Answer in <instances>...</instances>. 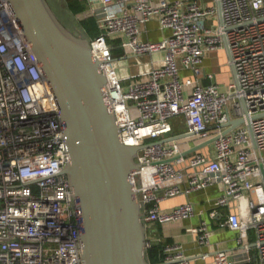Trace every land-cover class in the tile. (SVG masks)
<instances>
[{
    "label": "built area",
    "instance_id": "obj_1",
    "mask_svg": "<svg viewBox=\"0 0 264 264\" xmlns=\"http://www.w3.org/2000/svg\"><path fill=\"white\" fill-rule=\"evenodd\" d=\"M207 1L86 0L80 14L95 17L101 30L89 43L121 141L148 144L136 153L140 167L131 175L146 226L201 216L191 201L160 204L217 185L209 215L237 234L236 248L201 257L264 264V0ZM151 21L168 32L157 41L142 38ZM115 39L118 57L109 42ZM226 45L235 79L221 88L203 63ZM143 55L159 58L147 66ZM129 60L136 72L119 74ZM175 119L182 132H175ZM237 119L243 123L231 128ZM177 134L183 136L167 140ZM68 161L52 88L7 0H0V264H84L79 201L61 173ZM188 230L199 246L211 244L206 220ZM154 243H163V262L191 264L182 243L158 237L146 241V250Z\"/></svg>",
    "mask_w": 264,
    "mask_h": 264
},
{
    "label": "water",
    "instance_id": "obj_2",
    "mask_svg": "<svg viewBox=\"0 0 264 264\" xmlns=\"http://www.w3.org/2000/svg\"><path fill=\"white\" fill-rule=\"evenodd\" d=\"M7 2L52 88L65 125L69 161L61 173L79 201L84 264H176L151 263L146 257L147 226L131 175L140 167L136 153L148 144L121 141L104 91L107 79L89 38L66 26L48 0ZM216 4L222 22L220 2ZM225 51L230 60L227 45ZM230 69L235 79L233 65ZM241 123L242 119L232 120L230 127Z\"/></svg>",
    "mask_w": 264,
    "mask_h": 264
},
{
    "label": "crops",
    "instance_id": "obj_3",
    "mask_svg": "<svg viewBox=\"0 0 264 264\" xmlns=\"http://www.w3.org/2000/svg\"><path fill=\"white\" fill-rule=\"evenodd\" d=\"M207 2L211 3V0H208ZM167 33V31L161 32L158 29L156 22L151 21L147 24L146 32L143 33L142 38L157 41L161 39L164 34ZM215 55L218 56V61L222 63V72H216L211 66V59ZM158 58L159 55H143L140 57V60L144 62L147 66H150L152 65V62ZM227 61L228 56L225 50L212 52L208 54L204 59L203 65L205 67V70L207 72H214L216 76V81L219 84H221V80L217 79V75L220 74L219 76H221L222 79L224 77L223 82L226 84L232 77V72ZM129 62L130 63L128 64V69L121 70L120 74L124 75L126 73L132 74L136 72L137 68L132 65L134 61L129 60ZM182 74L187 75V77L190 75V73L187 71H183ZM227 75L229 77L226 79ZM204 82H208V80H204ZM173 126L176 133L182 132V129L184 130V124L179 120H174ZM219 194V186L213 185L201 191L193 192L187 196L180 195L166 199L160 204L162 209H170L185 201H191L195 206L196 213L202 210V215L200 216L196 214L195 216L185 219L181 222L170 223L164 226L160 225L159 223H149L147 226L148 239L154 240L158 237H161L162 239H164V241L167 240L169 242H180L185 246L187 254L192 256L190 262L191 264H213L212 256L208 258H202L200 254L206 252L209 255H212L217 248L225 250H234L236 248L235 238L237 234L229 229L221 228L219 226L218 223L220 221L219 219H221L220 216L212 218L209 215V209L212 202L210 200L214 199ZM219 210L220 212H226V210L222 208ZM201 219L206 220L210 224V228L212 229L211 244L208 246H199L196 241V235L192 234L188 230L190 227L197 226L200 223ZM250 239L252 238L250 237ZM254 253V250H252V254Z\"/></svg>",
    "mask_w": 264,
    "mask_h": 264
},
{
    "label": "trees",
    "instance_id": "obj_4",
    "mask_svg": "<svg viewBox=\"0 0 264 264\" xmlns=\"http://www.w3.org/2000/svg\"><path fill=\"white\" fill-rule=\"evenodd\" d=\"M66 10L70 15L76 16L82 13L86 7V0H63ZM77 29L83 31L86 36L90 39L95 36H98L101 33V30L98 27L97 21L93 16H87L79 19ZM114 48L112 49V54L114 57H118L122 54V49L118 47L119 40H109ZM166 242H169L166 240ZM163 243H154L150 248L146 250V257L151 263H161L163 262V252H162Z\"/></svg>",
    "mask_w": 264,
    "mask_h": 264
},
{
    "label": "rangeland",
    "instance_id": "obj_5",
    "mask_svg": "<svg viewBox=\"0 0 264 264\" xmlns=\"http://www.w3.org/2000/svg\"><path fill=\"white\" fill-rule=\"evenodd\" d=\"M50 5L52 6L54 12L57 14V16L60 18V20L66 25L68 26L69 28H71L72 30H77V26H78V20L83 18V14H78L76 16H72L69 14V12L66 10L65 8V4H64V1L63 0H48ZM216 54V53H215ZM218 56L215 55L211 61H212V64L211 66L213 67V69L216 71V72H222V63L218 61ZM119 65H122V60H117V66ZM118 73L120 74L121 73V70L118 71ZM220 75V74H219ZM217 75V79L221 80V88H225L226 86V83H224L223 79L221 76ZM229 76L227 75L226 79L228 78ZM175 121H177L175 119ZM182 129V128H181ZM183 130V129H182Z\"/></svg>",
    "mask_w": 264,
    "mask_h": 264
}]
</instances>
